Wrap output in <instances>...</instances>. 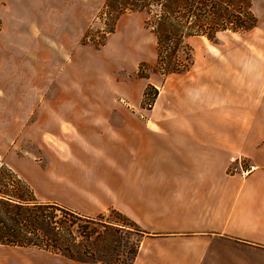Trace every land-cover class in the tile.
Wrapping results in <instances>:
<instances>
[{
    "label": "crops",
    "instance_id": "0c3cea01",
    "mask_svg": "<svg viewBox=\"0 0 264 264\" xmlns=\"http://www.w3.org/2000/svg\"><path fill=\"white\" fill-rule=\"evenodd\" d=\"M242 64L167 79L151 109L143 91L133 107L32 109L17 125L40 151L0 163L45 202L133 220L132 264H264V59ZM241 158L257 167L246 177L229 172ZM16 247L0 245V264H18L3 249Z\"/></svg>",
    "mask_w": 264,
    "mask_h": 264
},
{
    "label": "rangeland",
    "instance_id": "374dc122",
    "mask_svg": "<svg viewBox=\"0 0 264 264\" xmlns=\"http://www.w3.org/2000/svg\"><path fill=\"white\" fill-rule=\"evenodd\" d=\"M104 2L0 0V156L12 147L20 152L40 151L34 140L40 132L26 133L23 125H17L18 119L37 107H133L134 99L147 90L140 106L151 109L155 90L147 89L150 84L158 90L167 79L177 84L181 77L217 78L219 70L233 61H243L246 68L245 61L264 59V0H253L259 23L250 31L225 30L214 33L212 39L206 35L187 38L192 67L168 75L156 66L157 40L145 27L144 14L122 15L100 48L82 42L88 30L96 41L104 39L106 25L98 16ZM128 237L131 243L138 239ZM3 249L10 250L18 264L70 263L59 254L33 247Z\"/></svg>",
    "mask_w": 264,
    "mask_h": 264
},
{
    "label": "trees",
    "instance_id": "16d2710c",
    "mask_svg": "<svg viewBox=\"0 0 264 264\" xmlns=\"http://www.w3.org/2000/svg\"><path fill=\"white\" fill-rule=\"evenodd\" d=\"M252 4L253 0H105L98 15L106 25L104 39L96 41L88 30L82 42L100 48L122 15L141 13L157 40L156 66L164 74H180L194 63L186 51L187 38L212 39L217 31L256 28L259 20ZM149 88L155 90L156 100L159 91L151 84ZM147 94L146 90L144 97ZM108 213L86 217L59 203L41 202L14 170L0 168V245L33 247L76 262L132 264L144 231L120 211ZM128 235L138 239L131 243Z\"/></svg>",
    "mask_w": 264,
    "mask_h": 264
},
{
    "label": "built area",
    "instance_id": "2783aa9c",
    "mask_svg": "<svg viewBox=\"0 0 264 264\" xmlns=\"http://www.w3.org/2000/svg\"><path fill=\"white\" fill-rule=\"evenodd\" d=\"M255 165H251L248 163H244L242 160L237 159L234 165L230 168L229 172L231 173H239L242 177L248 176L254 170H256Z\"/></svg>",
    "mask_w": 264,
    "mask_h": 264
}]
</instances>
